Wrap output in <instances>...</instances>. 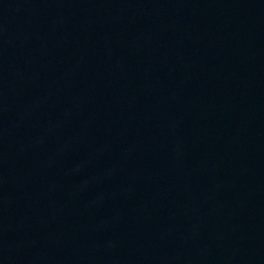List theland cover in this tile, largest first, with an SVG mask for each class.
<instances>
[{
    "label": "water",
    "instance_id": "obj_1",
    "mask_svg": "<svg viewBox=\"0 0 264 264\" xmlns=\"http://www.w3.org/2000/svg\"><path fill=\"white\" fill-rule=\"evenodd\" d=\"M0 264H264V0H0Z\"/></svg>",
    "mask_w": 264,
    "mask_h": 264
}]
</instances>
